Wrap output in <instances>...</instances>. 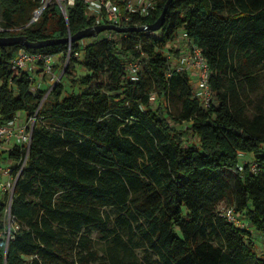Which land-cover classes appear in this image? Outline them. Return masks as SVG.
Instances as JSON below:
<instances>
[{
	"label": "trees",
	"instance_id": "1",
	"mask_svg": "<svg viewBox=\"0 0 264 264\" xmlns=\"http://www.w3.org/2000/svg\"><path fill=\"white\" fill-rule=\"evenodd\" d=\"M166 2L126 26L154 23ZM40 4L0 0V35L37 42L99 25L87 0H75L67 17L52 3L28 25ZM158 31L0 46V123L37 115L30 148L11 152L21 160L29 150L12 204L21 227L1 241L0 264H61L74 254L71 264L100 255L149 264L141 249L159 264H264L252 238L255 229L264 237V97L256 103L247 90L261 87L264 72V0H173ZM183 33L210 65L209 107L195 72L178 70L173 44ZM22 50L68 56L87 72L72 90L57 81L47 94L14 67ZM132 60L142 63L136 79ZM227 203L252 230L223 215Z\"/></svg>",
	"mask_w": 264,
	"mask_h": 264
},
{
	"label": "built area",
	"instance_id": "2",
	"mask_svg": "<svg viewBox=\"0 0 264 264\" xmlns=\"http://www.w3.org/2000/svg\"><path fill=\"white\" fill-rule=\"evenodd\" d=\"M58 4L64 15L68 16V8L75 3V0H41L28 23L33 24L39 21L45 8L50 4ZM157 0H87L88 9L98 24H116L126 26L133 20V16L140 14L147 15L156 6ZM1 28V24H0ZM109 36H113L109 33ZM182 40H187L186 33H183ZM181 44V64L178 70L194 71L197 77L195 87L196 95L201 98L205 106L209 107L213 100V90L210 83V65L202 50L197 46H191L190 41ZM172 57V54H169ZM43 61L45 72L53 74L55 58L44 53H31L22 50L15 59L14 67L28 68L31 63ZM133 78H137V72L142 63L132 60L129 63ZM1 83V82H0ZM18 113L14 119L0 123V205H5L3 215V226L0 227V243L3 239L9 241L15 237L20 229V223L12 211L13 199L16 192L19 177L28 161V152L21 160L15 159L11 152L18 146H27L32 142L33 129L37 121V115H28L26 112ZM255 168V165L253 166ZM243 169V165L240 166ZM223 215L238 227L252 230L253 226L237 212L235 206H227L223 209Z\"/></svg>",
	"mask_w": 264,
	"mask_h": 264
},
{
	"label": "rangeland",
	"instance_id": "3",
	"mask_svg": "<svg viewBox=\"0 0 264 264\" xmlns=\"http://www.w3.org/2000/svg\"><path fill=\"white\" fill-rule=\"evenodd\" d=\"M103 34H105V33H103ZM154 35L159 36L160 32L158 31L157 33H154ZM89 42H90L89 38H86L83 41V43L85 45ZM175 42H177L178 44L174 43L173 46H177V45L180 46L183 43H187V42L182 40L181 36ZM82 55H83V53H81V56ZM67 67H69V69H70V72L68 74L66 73V70H65ZM27 69L31 72V74L35 78H37V84H36L35 88L36 89H38V88H43V89L49 88L47 94L51 90L52 84H54L57 81L63 82L67 91L72 90L74 88V85H77L79 83L80 77L83 76L84 74H86V72H87L80 64L73 65L72 63H70V59L68 56L61 57L59 55L55 56L53 74L45 72V70L43 68L38 69V66L35 63H31ZM247 90L250 92L251 97L255 100L256 103L260 100V98L264 97V72L261 74V87L258 88L257 90H254V91H252L250 88H247ZM153 105L154 106L157 105V102L155 99L153 101ZM20 114L22 115L23 113L20 112ZM192 138L194 140H196V138H194V137H192ZM227 205H229V204L228 203L224 204L222 206V208H224ZM109 211H111V209H109ZM96 234H97V232L95 231L94 235H96ZM252 238L255 241V245L258 249V252L261 254H264V237L261 236V233H259L255 229L252 233ZM139 253H140L141 257L144 258L149 264H159L157 261V256L154 253H152L151 251L141 249V250H139ZM76 259H77V257L74 254L69 259V261H67V262L62 261L61 264H71L73 261H76ZM91 262L96 263V264H107V262L105 261V259L101 255L98 257L97 260L91 259L90 263ZM74 264H82V263H74Z\"/></svg>",
	"mask_w": 264,
	"mask_h": 264
},
{
	"label": "water",
	"instance_id": "4",
	"mask_svg": "<svg viewBox=\"0 0 264 264\" xmlns=\"http://www.w3.org/2000/svg\"><path fill=\"white\" fill-rule=\"evenodd\" d=\"M173 0H167L163 12L160 15V17L152 24L148 25H142V26H136V27H130V26H120L116 24H99L96 26H91L88 28H85L83 30H80L76 34H74L72 37H67L64 39H47L37 42H32L28 40V37L26 35H11V36H2L0 35V46L4 45H15V44H22L26 47H43L59 42L64 41H74V40H81L88 37L97 36L101 32L107 31V30H115L117 32H129L132 30H140V31H158L160 30L165 22H166V15L168 13L169 7ZM31 144L29 145L30 148Z\"/></svg>",
	"mask_w": 264,
	"mask_h": 264
},
{
	"label": "crops",
	"instance_id": "5",
	"mask_svg": "<svg viewBox=\"0 0 264 264\" xmlns=\"http://www.w3.org/2000/svg\"><path fill=\"white\" fill-rule=\"evenodd\" d=\"M251 154H243V156L245 157V158H251V157H253L252 155L250 156ZM250 156V157H249Z\"/></svg>",
	"mask_w": 264,
	"mask_h": 264
}]
</instances>
